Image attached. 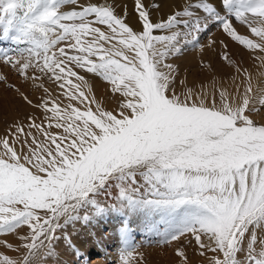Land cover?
Returning <instances> with one entry per match:
<instances>
[{"label": "snow or ice", "instance_id": "1", "mask_svg": "<svg viewBox=\"0 0 264 264\" xmlns=\"http://www.w3.org/2000/svg\"><path fill=\"white\" fill-rule=\"evenodd\" d=\"M77 3L0 0V38L25 45L15 50L18 57L0 53L25 82L9 88L40 113L6 121L0 136V233L29 229L17 233L15 248L0 241L19 253L0 252V264H44L56 254L57 232L109 214L123 218L119 235L126 246L133 217L149 229L164 225V243L178 245V264H191L184 239L194 241V254L207 264H264V116L254 118L264 109V71L254 85L226 44L220 59L241 77L230 85L213 78L189 87L168 62L216 25L264 52V27L254 26L264 25V0H220L219 7L199 0L159 21L150 8L159 10L160 3L133 0L135 26L106 2L61 11ZM231 18L248 24L260 43L237 34ZM165 31L170 34H159ZM76 69L102 78L116 107L108 110L86 94L87 81ZM43 78L61 90L66 106L51 97ZM25 86L42 93L38 102ZM113 188L116 202L102 203L98 197ZM132 258L125 251L121 264Z\"/></svg>", "mask_w": 264, "mask_h": 264}, {"label": "rangeland", "instance_id": "2", "mask_svg": "<svg viewBox=\"0 0 264 264\" xmlns=\"http://www.w3.org/2000/svg\"><path fill=\"white\" fill-rule=\"evenodd\" d=\"M105 2L108 5H112L115 7V12L117 15H124L126 12L128 16V22L131 25L135 26L133 0H78L76 6H66L62 8L61 11L69 10V8H72V10H79L84 6H87L89 3L102 4ZM155 2L160 3L161 8L159 10H155L154 7L150 8L151 16L154 21H159L161 17H166L168 14L181 9L185 4H193L199 2V0H155ZM146 3L152 6L154 0H146ZM212 3L216 4L217 7L220 6V0H212ZM20 14H22V12ZM222 14L224 13L222 12ZM246 15L251 16L250 13ZM231 19L233 26L237 31V34L243 35L246 38L253 40L254 43H260L259 38H257L256 35L251 32V27L248 24L237 21L234 18ZM101 27L103 28V26ZM2 33L3 26L0 25V37H2ZM159 34L169 35L170 33L165 31ZM190 40L191 38H189V41ZM212 41H215V43L211 44ZM210 44L211 46H209ZM225 44L227 45V51L236 66H239L242 69H246L253 75L259 68L260 70L262 68V70L264 71L263 65H260V57L264 56V52H261L260 49H248L245 45H241L239 42L233 41L229 36H227V34L222 31L219 25L210 26L207 32L203 31L202 29L199 33L198 43L194 45L193 43L189 42L186 47H183L182 53L179 56L174 58L170 57L168 59V62L173 63L177 66L180 73L179 79H186L189 87H192L193 85L199 87L201 82H203L205 85H208L211 83V80L213 78H215L218 83L224 82L226 84H231L232 77L235 76L237 82H239L241 77L237 75L235 67L229 66L227 62L220 59V54L225 51L223 47V45ZM60 46H64V44L62 43ZM17 47H25V45H17L11 39L0 38V53L7 52L9 56L18 57V54L15 51ZM25 55H27V53H25ZM201 62H203V65H211V67L202 68ZM76 71H78L79 75H83L87 81V85L85 87L86 94L95 96V98L99 100L102 105L108 110H112L116 107V98L111 95V93L109 92V86L102 78L97 77L94 74L86 73L79 69H76ZM3 75L7 76V80L4 82H0V136L4 135V129L7 127L6 121L10 123L13 117L17 115L23 117L26 114L32 113L40 115V113H37L35 109L29 107L22 100H20L17 93L9 88L10 84L15 85L16 87H21L22 85H25V82L21 78H19L14 71L10 70L8 66L4 65L3 61H0V76ZM36 75H39V73H36ZM257 77L256 79L254 78L255 81H257ZM43 79L44 85L49 89L52 98L56 100L58 99L57 97H59V99L64 98L61 90L56 86V84H54L47 78ZM73 80L74 82H77L75 81V78H73ZM255 81L253 80V83ZM37 83H39V81H37ZM22 90H24L29 95V98L33 100V103L38 102L40 96L42 95L41 92H34L30 86H25L24 88H22ZM75 104L83 107L82 105H79L78 102H73V105ZM49 106H51V104ZM92 107L94 109L95 105H92ZM50 114L51 113H49V115ZM262 116H264V109H261V113L259 115H255L254 118L257 122H260ZM46 123L47 121H45V124ZM116 195L117 190L113 188L109 192H106L99 196L100 198L98 197V199L102 203L111 204L116 202ZM110 199H112V202H109ZM81 215H83V210L81 212ZM116 216L118 217V219L114 220L118 221V224L115 225V227L113 226L115 229L113 228L111 233L114 231H117L119 233V229L121 227L119 220L122 217L118 215ZM155 217H157L156 221H159V216L156 215L153 218ZM132 219H134L135 222L130 223L131 226H136V229L132 228L134 229V243L132 247L128 246L127 249H121V247L118 250V248H116V243L118 241V236L116 234L113 238H111L112 243L109 244L107 242L105 244L107 247L106 251H101L96 249L97 246L88 248V244L93 242V238H90L86 241V243H83L84 245H86L82 249V252L78 256H71L72 258L69 259L68 264H82V261L83 264H121V255L125 251H132V254H134L131 260V264H178V258L174 253V249H176L178 245L175 242L168 244L164 243V237L162 235L164 231V225H157L159 231L155 229H149L144 226L141 229H138V227H141L140 221L135 217H133ZM112 220L113 219H108L107 221L111 223ZM94 221L95 219H93L87 225L90 226V224ZM81 225L85 226V223H81L80 221L75 224L69 225L70 229H65L66 231L63 232H57V236L61 237V235L63 236V234H65L64 239L66 240V243L70 242V239L72 238L70 237V233L73 230L78 233V231H80L79 229H82ZM96 228H99V223H95V226L93 228L94 231L96 230ZM110 230L111 226L108 225V223L101 227L100 233H102L101 235L106 238L105 240L110 238V234H106ZM84 233L86 234L83 235L88 238V231H85ZM1 234L2 233H0V235ZM78 235L79 236L76 237V239L73 238L75 242L78 240L77 238H80L81 236L80 234ZM180 244L185 247L187 255L191 259V264H207V259L205 257H200L198 253L194 254V249L196 248L194 241L191 245H189L188 239H184L180 242ZM99 251L100 253H102L99 254ZM97 255H99L98 258H100V261L93 262V260H95V256ZM211 255V253L208 254V256ZM59 259L53 262L52 258H50L46 260L44 264H61L59 262ZM74 259H76L75 262Z\"/></svg>", "mask_w": 264, "mask_h": 264}, {"label": "bare ground", "instance_id": "3", "mask_svg": "<svg viewBox=\"0 0 264 264\" xmlns=\"http://www.w3.org/2000/svg\"><path fill=\"white\" fill-rule=\"evenodd\" d=\"M255 26L256 27H258V28H260V27H264V25H260L259 23H257V24H255ZM257 37V36H256ZM257 38H259V37H257ZM259 40H260V38H259ZM261 63V62H260ZM259 64V63H258ZM261 65V64H260ZM262 66V65H261ZM259 67V66H258ZM263 67H264V65H263ZM261 70H262V68H261ZM261 70H260V68L259 69H257V71H256V73L253 75L252 74V76H253V80L255 81V79H256V77L258 76V74L261 72ZM263 71V70H262ZM255 78V79H254ZM256 82V81H255ZM254 82V83H255ZM253 83V84H254ZM229 85H230V83H228ZM58 99L56 100L57 101V103H59L60 105H61V107H64V106H66L67 104H68V100H67V98L66 97H64V98H61V99H59V97H57ZM73 106H77V107H81V106H78V105H73ZM81 110H83V107H81ZM51 115V114H50ZM53 131H57V130H55V129H53ZM112 193V192H111ZM100 198V197H99ZM107 198H108V196H107ZM112 199H110L109 200V202H112L111 201ZM110 216H108V215H106V216H104L103 218H100V219H95V221L94 222H92L91 224H90V226L89 225H87V224H85V226H82L81 225V227H82V229H79L80 231H78V233H76V231L75 230H73L71 233H70V237H72L70 240V242H67L66 243V240L64 239V235L65 234H63V236L61 235V239L59 240V242H56L57 244H56V254L54 255V256H52L51 258H52V261L53 262H55V261H57V259H59L60 261V263L61 264H68V261H69V259L70 258H72L73 257V253L74 252H78V254H76V255H74V256H78L81 252H82V249L85 247V245L83 244V243H86V241L88 240V239H90V238H93L92 240H93V242L92 243H90V244H88V248H92L93 246L95 247V246H97V250H101V251H106V249H107V247H106V243L108 242L109 244L110 243H112V239L111 238H113L114 237V235H116L117 234V236H118V241H117V247L116 248H118V250L121 248V249H127L128 248V246H130V247H132V245H133V243H134V240H133V234H134V229H136V226H131V224H130V240H129V244H128V246H126V245H124V243L121 241V239H120V235H119V233L117 232V231H114V232H112L111 233V231H112V229L115 227V225H117L118 223V221H115L114 219H118V217L116 216V215H114V214H109ZM156 218L157 217H155V218H153V219H155L156 220ZM108 219H113L112 221H111V223L110 222H108L107 220ZM120 224H122V218H120ZM83 221L81 220V223H82ZM135 222V220L134 219H131V222L130 223H134ZM84 223V222H83ZM95 223H99V228H96V230L94 231V226H95ZM108 223V225H110L111 226V230L110 231H108L106 234H110V238L109 239H107V240H105L106 238L103 236V235H101L102 233H100V229H101V227L102 226H104V225H106ZM140 224H141V227H138V229H141L142 227H143V224L140 222ZM114 226V227H113ZM71 227V226H70ZM132 228H134V229H132ZM66 229H70L69 228V226L66 228ZM115 229V228H114ZM84 230V231H83ZM63 231H66V230H63ZM85 231H88V234H89V236H88V238H86L83 234H86V233H84ZM29 232V229H28V227L27 226H21L19 229H17L15 232H13V233H2L1 235H0V241H3V242H7V243H11L12 245H13V247L15 248L16 246H18V245H21V240L19 239V237H18V235H17V233H19V235L20 236H24V235H26L27 233ZM68 233V232H67ZM78 234H80L81 236H80V238H77L78 240L75 242V240L74 239H76V237H78L79 235ZM72 235V236H71ZM99 235H101V236H99ZM82 236H84V237H82ZM87 236V235H86ZM74 238V239H73ZM58 243H60V244H58ZM136 245V244H135ZM110 251V250H109ZM0 252H5L7 255H9L10 257H16V256H18L19 255V253H17V252H14V251H12L11 249H5L4 247H0ZM132 252V251H131ZM86 253H88V252H86ZM102 253V252H101ZM100 253V251H99V254H101ZM110 254V253H109ZM134 255V254H133ZM72 256V257H71ZM99 257V255H97V256H95V260H93V262H99L100 261V258H98ZM75 260L76 259H74V262H75ZM78 261H79V259H78ZM82 264H83V261H82ZM86 264V263H85Z\"/></svg>", "mask_w": 264, "mask_h": 264}]
</instances>
